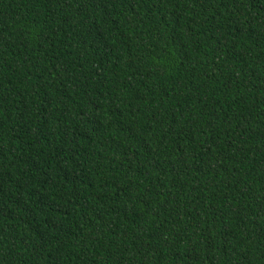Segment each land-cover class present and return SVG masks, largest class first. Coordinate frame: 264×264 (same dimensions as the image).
Listing matches in <instances>:
<instances>
[{"label":"trees","instance_id":"obj_1","mask_svg":"<svg viewBox=\"0 0 264 264\" xmlns=\"http://www.w3.org/2000/svg\"><path fill=\"white\" fill-rule=\"evenodd\" d=\"M0 264H264V0H0Z\"/></svg>","mask_w":264,"mask_h":264}]
</instances>
